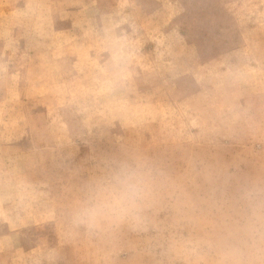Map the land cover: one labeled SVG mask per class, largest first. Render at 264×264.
Instances as JSON below:
<instances>
[{
	"label": "rangeland",
	"instance_id": "1",
	"mask_svg": "<svg viewBox=\"0 0 264 264\" xmlns=\"http://www.w3.org/2000/svg\"><path fill=\"white\" fill-rule=\"evenodd\" d=\"M0 264H264V0H0Z\"/></svg>",
	"mask_w": 264,
	"mask_h": 264
},
{
	"label": "clouds",
	"instance_id": "2",
	"mask_svg": "<svg viewBox=\"0 0 264 264\" xmlns=\"http://www.w3.org/2000/svg\"><path fill=\"white\" fill-rule=\"evenodd\" d=\"M155 179L156 174L147 164L119 166L110 177V190L93 192L88 203L74 212V222L95 230L102 227L103 221L139 219L136 213L151 196Z\"/></svg>",
	"mask_w": 264,
	"mask_h": 264
}]
</instances>
